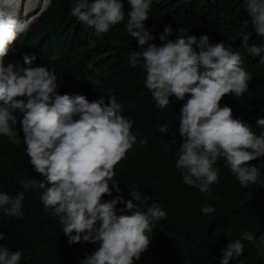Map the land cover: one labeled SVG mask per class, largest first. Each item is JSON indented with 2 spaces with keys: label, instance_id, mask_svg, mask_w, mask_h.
Segmentation results:
<instances>
[{
  "label": "clouds",
  "instance_id": "9594fccd",
  "mask_svg": "<svg viewBox=\"0 0 264 264\" xmlns=\"http://www.w3.org/2000/svg\"><path fill=\"white\" fill-rule=\"evenodd\" d=\"M128 2L131 11L126 30L141 49L131 53L130 65L135 67L143 60L146 87L156 107L168 108L170 96L184 100L190 95L179 113V133L184 142L175 166L182 173L183 183L201 193L209 192L210 185L218 183L215 165L222 157L242 187L255 184L259 170L251 162L264 157V132L257 135L248 123L234 118L230 107L220 106L225 95L240 96L248 91L251 77L242 67L241 53L228 50L222 42L211 44L206 35L199 40L181 36L162 46L145 47L153 39L144 27L152 0ZM26 3L0 0V133L16 142L13 125L17 118L13 113L17 109L24 113L21 123L26 153L34 170L43 177L22 182L21 187L42 190L45 211L51 210L59 218L70 243H99L81 264H134L149 247L148 234L155 223L167 215L157 203L145 210L142 205L148 197L137 190L131 191V199L126 202L121 196L102 202L105 194L111 196L110 184L120 192L114 179L115 166L136 143L131 131L134 121L122 115L123 105L110 93L107 103L103 97L90 102L83 95L57 94L56 74L47 66L32 67L34 55H24L27 67H5L9 47L28 30V20L18 19ZM245 3L249 18L242 21V28L252 27L257 35L264 36V0ZM70 13L94 28L97 35L125 19L121 0H74ZM164 32L162 41L172 32L171 26ZM247 49L264 63V45ZM21 97H27V101ZM256 124L264 128V118H258ZM158 130L167 134L169 124ZM24 197V192L13 196L0 191V209L9 217L22 218ZM118 203H126L121 211L130 214L117 215ZM213 211L207 206L202 209L205 214ZM242 240L255 242L264 250V235L257 240L255 233L247 231L242 233ZM242 240L236 239L222 249L220 264H230L243 254ZM22 256V250L0 246V264H20Z\"/></svg>",
  "mask_w": 264,
  "mask_h": 264
},
{
  "label": "trees",
  "instance_id": "16d2710c",
  "mask_svg": "<svg viewBox=\"0 0 264 264\" xmlns=\"http://www.w3.org/2000/svg\"><path fill=\"white\" fill-rule=\"evenodd\" d=\"M73 2L50 0L27 32L9 47L4 65L27 67L24 55H34L31 66H47L54 72L60 95H83L90 102L103 97L107 103L110 93L123 105L122 115L134 121L131 131L137 140L115 166L114 179L120 192L110 184L111 196L105 194L102 202L117 196L126 202L131 199V191L137 190L148 197L142 205L145 210L157 203L166 211V217L157 221L148 234L151 240L147 251L158 264H220L222 249L236 239L242 240V233L251 231L258 240L264 235V157L251 162L259 174L257 182L246 188L222 157L215 165L218 183L210 185L209 192L185 185L175 165L184 142L179 133V113L190 95L184 100L170 96L168 108L156 107L146 87L143 60L135 67L130 65L131 53L141 49L126 30L131 11L128 0H121L125 19L110 25L109 31L101 35L71 15ZM248 18L245 0H152L144 27L153 39L145 47L162 46L181 36L199 40L206 35L211 44L222 42L228 50L240 52L242 67L251 77L248 91L240 96L225 95L220 106L230 107L234 118L248 123L260 135L264 128L256 120L264 118V63L247 47L264 45V36L257 35L252 27L242 28V21ZM167 26L172 32L162 41ZM181 28L185 29L183 33ZM13 114L17 118L13 125L16 142L0 133V191L13 196L24 192L25 197L22 218L9 217L0 209V233L4 234L0 246L22 250L20 264H81L99 243H70L59 218L51 210L45 211L40 199L42 190L21 187L22 182L43 177L34 170L26 153L21 123L24 113L17 109ZM164 124H169L167 134L158 130ZM206 206L214 211L203 213ZM124 208L126 203H118L117 215L130 214L122 212ZM242 243L243 254L230 264H264V250L255 242Z\"/></svg>",
  "mask_w": 264,
  "mask_h": 264
},
{
  "label": "bare ground",
  "instance_id": "6f19581e",
  "mask_svg": "<svg viewBox=\"0 0 264 264\" xmlns=\"http://www.w3.org/2000/svg\"><path fill=\"white\" fill-rule=\"evenodd\" d=\"M34 1H35L34 9L28 8L27 5L30 3H33ZM48 2H49V0H27V3H26V0H24V3H26L25 10H24V5L22 4V7L20 9V15L18 16V19H20L21 21L26 20V19L28 20L29 18L34 16L36 13H38L44 7V5H47ZM25 11L26 12L28 11L27 15H25Z\"/></svg>",
  "mask_w": 264,
  "mask_h": 264
},
{
  "label": "rangeland",
  "instance_id": "374dc122",
  "mask_svg": "<svg viewBox=\"0 0 264 264\" xmlns=\"http://www.w3.org/2000/svg\"><path fill=\"white\" fill-rule=\"evenodd\" d=\"M50 2V0H49ZM48 2V3H49ZM48 5V4H47ZM47 5H44V7L38 12L36 13L34 16H32L31 18L28 19V26L30 25V23L40 14V12L45 9L47 7ZM28 8H33L35 7V1L33 3H30L27 5ZM32 9V10H33ZM24 11V10H23ZM28 12V11H27ZM32 12V11H31ZM93 253H87L86 256H89ZM85 256V257H86ZM134 264H158V262L152 258V256L148 253V251H144L142 254H141V257L139 260H135L134 261Z\"/></svg>",
  "mask_w": 264,
  "mask_h": 264
},
{
  "label": "water",
  "instance_id": "95a60500",
  "mask_svg": "<svg viewBox=\"0 0 264 264\" xmlns=\"http://www.w3.org/2000/svg\"><path fill=\"white\" fill-rule=\"evenodd\" d=\"M56 93L59 94L58 88H56ZM24 99L27 101V97H24Z\"/></svg>",
  "mask_w": 264,
  "mask_h": 264
}]
</instances>
